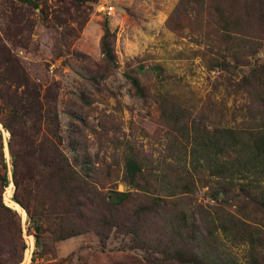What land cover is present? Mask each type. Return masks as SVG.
Wrapping results in <instances>:
<instances>
[{
  "label": "rangeland",
  "instance_id": "374dc122",
  "mask_svg": "<svg viewBox=\"0 0 264 264\" xmlns=\"http://www.w3.org/2000/svg\"><path fill=\"white\" fill-rule=\"evenodd\" d=\"M106 6L113 7L111 14ZM220 10L237 24L224 29ZM105 24L113 34L115 65L101 52ZM0 72V120L7 114V97L17 87L18 74H24L45 98L54 99L60 147L68 159L72 162L74 156L68 144L71 135L91 155L93 182L100 196L107 200L114 190L130 192L120 214H130L160 196L167 204L161 209L164 218L182 211L192 223L199 222L203 209L223 211L264 234V179L242 189L239 184L247 179L235 176L223 183L226 189L222 190L218 180L201 171L185 175L176 187L170 185L172 156L179 143L175 125L163 119V112L177 108L189 114V120L209 128L263 122L257 112L264 101V0H0ZM128 74L138 80L142 96ZM0 131L11 180L10 133L1 123ZM27 135L17 129L12 137L20 184L17 194L43 227L41 244L35 246L28 215L12 200L11 181L2 197L20 219L5 222L0 216V264L16 263L22 242L27 247L18 264L142 260L145 251L132 248L130 235L115 230L104 242L98 229L55 239L52 218L40 210L52 201V187L46 168L37 162L40 154L32 155L28 147ZM130 151L145 159L152 173L165 169L167 178L154 175L146 184L141 181V188L127 184L125 156ZM31 173L34 180L29 178ZM103 200L99 199L101 208L107 205ZM58 202L64 204V198ZM214 245L219 255L245 264L247 243H233L218 231Z\"/></svg>",
  "mask_w": 264,
  "mask_h": 264
},
{
  "label": "trees",
  "instance_id": "16d2710c",
  "mask_svg": "<svg viewBox=\"0 0 264 264\" xmlns=\"http://www.w3.org/2000/svg\"><path fill=\"white\" fill-rule=\"evenodd\" d=\"M73 1L80 3L94 0ZM218 16L224 24V29L237 24L235 22L231 24L221 10ZM112 37L110 28L105 24L100 41L101 52L109 63L115 65V55L111 47ZM127 76L135 92L142 96L143 89L138 80L129 74ZM2 83L0 72V85ZM20 86L23 88L19 91ZM7 107V114L0 123L10 133L7 147L11 157L12 179L8 177L9 167L0 131V216L5 222L11 218L20 219L18 212L6 205L2 197L5 188L12 181L14 184L12 200L27 213L30 221L28 230L32 229L34 232L35 246L41 244L39 234L43 227L17 194L20 184L15 171L16 153L12 142L14 131L17 129H20V132H28L26 136L28 147L32 155L40 154L37 162L46 168V179H49L51 184L53 199L50 203H43L40 210L52 218L51 231L56 235V240L98 229L100 241L104 242L111 230H115L130 235L132 248L145 251L143 259L134 264H244L232 256L218 254L214 243L219 231L233 243L243 242L249 245L245 264H264V234H257L249 222L232 213L208 212L207 209H203L199 213V222L192 223L182 211L171 214L170 218H164L161 209L165 210L167 204L162 202L160 196H154L151 202L138 205L130 214H120L130 192L114 190L110 192L107 200L100 196L93 182L91 155L86 147L71 135L68 144L74 156L72 162L68 159L60 147L59 118L54 99L45 98L39 86L32 83L24 74H18L17 87L7 97ZM258 113L263 120L262 123L242 127L209 128L195 120H189V114L186 116L184 111L177 108L163 112V119L175 125L176 139L179 143V149L172 156L175 162L170 161L173 164L172 172L170 171L173 177L168 176L170 185L176 187L184 181L185 175L192 176L206 171L207 175L218 180L222 190L226 189L223 183L232 181L239 175L247 179L245 184H239L242 189L246 188L245 185L256 186L264 179V101L258 108ZM72 120L74 121V118ZM154 175L159 179L167 178L168 174L165 169L152 173L148 170L145 159L137 152L130 151L126 154L127 184L141 188V181L146 184ZM29 178L34 180V173H31ZM216 194H219V191ZM36 197L37 194L34 195V198ZM60 197L64 198V204H59ZM99 199H104L107 204L105 208L99 206ZM150 219H153L152 223L147 224ZM189 233H192L190 238ZM191 238L196 242H192ZM188 241L192 245H189ZM26 247L22 242L19 258L14 264L21 262Z\"/></svg>",
  "mask_w": 264,
  "mask_h": 264
},
{
  "label": "built area",
  "instance_id": "2783aa9c",
  "mask_svg": "<svg viewBox=\"0 0 264 264\" xmlns=\"http://www.w3.org/2000/svg\"><path fill=\"white\" fill-rule=\"evenodd\" d=\"M105 9L110 14L113 12V7L112 6H106Z\"/></svg>",
  "mask_w": 264,
  "mask_h": 264
},
{
  "label": "water",
  "instance_id": "95a60500",
  "mask_svg": "<svg viewBox=\"0 0 264 264\" xmlns=\"http://www.w3.org/2000/svg\"><path fill=\"white\" fill-rule=\"evenodd\" d=\"M12 184H13V182H12ZM18 204V203H17ZM19 205V204H18ZM20 206V205H19Z\"/></svg>",
  "mask_w": 264,
  "mask_h": 264
}]
</instances>
